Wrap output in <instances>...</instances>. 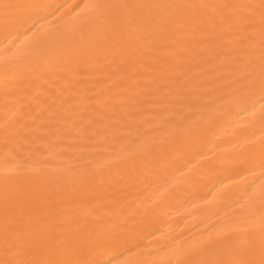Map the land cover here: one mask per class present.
Masks as SVG:
<instances>
[{"label": "bare ground", "instance_id": "obj_1", "mask_svg": "<svg viewBox=\"0 0 264 264\" xmlns=\"http://www.w3.org/2000/svg\"><path fill=\"white\" fill-rule=\"evenodd\" d=\"M27 2L39 7L26 22L8 29L0 24V196L7 175L9 187L46 185L62 192L64 207L89 224L94 223L90 212L121 222L131 234L109 252L112 264H184L217 233L259 222L264 211L259 91L241 103L227 77L205 75L197 77L198 99L192 100L159 73L143 74V83L132 86L114 82L104 69L114 52L107 39L111 13L99 17L91 6L173 0ZM120 15L127 17L129 10ZM143 50L164 54L162 47ZM211 51L210 46L202 54ZM74 57L79 65L72 63ZM186 59L196 65L200 56ZM68 67L80 83L62 110H96L95 130L66 133L54 150L34 142L30 132L17 131L18 124L6 133L5 78L12 82L20 73ZM161 95L172 102L146 99ZM7 107L10 115L15 106ZM97 199L102 206H96Z\"/></svg>", "mask_w": 264, "mask_h": 264}, {"label": "snow or ice", "instance_id": "obj_2", "mask_svg": "<svg viewBox=\"0 0 264 264\" xmlns=\"http://www.w3.org/2000/svg\"><path fill=\"white\" fill-rule=\"evenodd\" d=\"M37 7L27 0H0V24L15 28ZM91 7L99 17L111 13L107 39L114 52L104 69L115 77L114 82L138 86L143 74L159 73L162 80H171L196 100L197 77L212 75L227 77L239 102H248L257 91L264 101V0L97 3ZM121 10H129V15L122 17ZM152 10L167 14L154 16ZM210 46L211 54L203 55ZM159 47L162 56L143 50ZM195 56H200L196 65L186 59ZM72 63L80 61L74 57ZM77 83L80 80L72 67L54 73H20L12 82L5 78V132L18 124L17 131L30 132L34 142L54 150L66 133L95 130L100 115L96 110H62ZM146 99L160 105L172 102L164 95L155 101L151 96ZM9 104L15 106L10 115ZM8 181L5 175L0 196V264H112L109 252L131 234L121 222L105 220L95 212L89 213L94 223L83 221L64 207L62 192L49 191L46 185L13 188ZM261 199L264 202V189ZM96 206H102V201L97 199ZM184 264H264V211L259 222L217 233L193 249Z\"/></svg>", "mask_w": 264, "mask_h": 264}]
</instances>
